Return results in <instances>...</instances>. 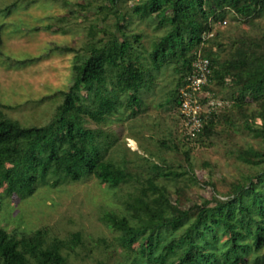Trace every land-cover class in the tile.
I'll return each mask as SVG.
<instances>
[{
	"label": "trees",
	"instance_id": "1",
	"mask_svg": "<svg viewBox=\"0 0 264 264\" xmlns=\"http://www.w3.org/2000/svg\"><path fill=\"white\" fill-rule=\"evenodd\" d=\"M119 2L109 0V7L100 9L118 13ZM132 8L140 19L157 18L158 29L164 32L153 40L147 57L139 52L143 35L130 37L126 27L117 23L123 29L121 38L111 32L107 41L88 43L89 56L76 57L74 83L63 93L65 100L51 123L25 127L0 110L3 197L25 200L50 181L57 186L95 177L117 188L136 179L141 187L126 202L125 213L110 211L100 218L120 233L117 240L129 264H264V146L238 152V159L257 171L232 184L227 198L214 195L186 208L158 182L160 178L180 182L179 173L165 172L164 160L152 166L145 162L151 173L140 181L129 171L130 161L118 164L107 158L118 143L115 134L87 127L91 122L103 125L113 117L122 119L126 112L130 116L141 112L145 91L155 86L164 68L172 66L178 83L166 102L173 100L178 108L179 88L201 54L213 65L205 89L211 92L216 85L229 91L232 111L223 116L213 113L194 139L182 135L185 145H205L217 136L221 124L228 131L237 124L264 142V35L238 37L226 45L220 32L213 34L217 23L263 19L264 0H139ZM2 43L0 27V51ZM221 52L227 53L224 59ZM168 142L161 144L178 149V144ZM82 253L84 259L90 250L79 232L69 239H48L45 229L19 235L0 226V264H69L71 254ZM97 264L109 263L98 260Z\"/></svg>",
	"mask_w": 264,
	"mask_h": 264
},
{
	"label": "rangeland",
	"instance_id": "2",
	"mask_svg": "<svg viewBox=\"0 0 264 264\" xmlns=\"http://www.w3.org/2000/svg\"><path fill=\"white\" fill-rule=\"evenodd\" d=\"M138 2L121 0L118 13H114L111 8L100 9L105 5L109 7V0H0L3 41L0 110L3 115L25 127L51 123L58 106L65 100L63 93L74 83L76 57L83 60L89 56L88 43L107 41L111 32L121 38L123 29H119L117 23L126 27L125 32L130 37L143 35L139 52L147 57L153 40L164 32L158 29L157 18L140 19L133 14L132 7ZM232 20L217 23L213 31L215 35L222 34L226 45L238 37L264 35V18L255 19L253 23ZM226 56V52H221L222 59ZM177 79L173 66L164 68L155 86L145 91L141 112L133 116L126 112L122 119L113 117L103 125L91 122L87 127L115 134L119 140L107 158L118 164L130 161L129 171L140 181L151 173L146 163L160 165L164 160L165 172L179 173L176 180L180 182L164 178L158 182L168 187L173 199L179 198L188 208L192 202L211 199L214 195L227 198L232 184L255 174L257 168L240 161L238 152L261 149L264 142L237 124L229 131L221 124L217 126V136L205 145H185L178 108L173 100L166 102L176 89ZM228 92L212 86L211 94L218 103L216 116L231 113L232 100ZM163 140L178 144V149L165 148L161 144ZM171 142H168L170 146ZM185 171L190 173L184 174ZM51 183L40 186L25 200L16 195L5 198L4 188H0V226L19 235L45 229L48 239H69L72 234L81 233L90 253L84 259V253L71 254L69 264H97L98 260L129 264L117 240L120 233L108 228L100 218L105 212L125 213L126 202L141 187L139 181L134 179L117 188H110L95 177L57 186ZM138 246L135 244L133 249ZM76 252L80 253L81 248Z\"/></svg>",
	"mask_w": 264,
	"mask_h": 264
},
{
	"label": "built area",
	"instance_id": "3",
	"mask_svg": "<svg viewBox=\"0 0 264 264\" xmlns=\"http://www.w3.org/2000/svg\"><path fill=\"white\" fill-rule=\"evenodd\" d=\"M213 65L210 60L198 54L192 64L190 75L179 88L178 112L184 137L196 138L203 130L205 121L215 112L218 103L205 88L210 85Z\"/></svg>",
	"mask_w": 264,
	"mask_h": 264
}]
</instances>
